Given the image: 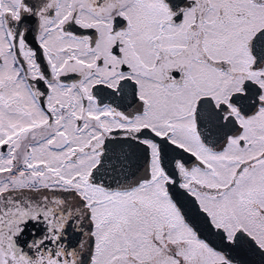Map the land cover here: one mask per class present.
I'll return each instance as SVG.
<instances>
[{
	"label": "flooded vegetation",
	"instance_id": "1",
	"mask_svg": "<svg viewBox=\"0 0 264 264\" xmlns=\"http://www.w3.org/2000/svg\"><path fill=\"white\" fill-rule=\"evenodd\" d=\"M0 31V264L264 251V0H0Z\"/></svg>",
	"mask_w": 264,
	"mask_h": 264
},
{
	"label": "water",
	"instance_id": "2",
	"mask_svg": "<svg viewBox=\"0 0 264 264\" xmlns=\"http://www.w3.org/2000/svg\"><path fill=\"white\" fill-rule=\"evenodd\" d=\"M93 178H95V181L98 179V173L97 170L93 171ZM103 184L112 186L113 181L112 179L107 176L101 181ZM172 200L175 203L176 207L179 210V213L183 216L185 222L187 224H190L192 229L195 231V233L198 236H203L206 239H209L210 236L206 234H200V221L201 217L199 215V212L197 211L196 203L194 202L193 198L191 197L190 201H184L180 198L179 195L175 193H171ZM213 245V244H212ZM215 246V245H214ZM220 253L224 255L226 259H228L233 264H264V251L260 248H252V247H234V249H223L220 250ZM263 261H262V260ZM221 264H226V261H223Z\"/></svg>",
	"mask_w": 264,
	"mask_h": 264
},
{
	"label": "rangeland",
	"instance_id": "3",
	"mask_svg": "<svg viewBox=\"0 0 264 264\" xmlns=\"http://www.w3.org/2000/svg\"><path fill=\"white\" fill-rule=\"evenodd\" d=\"M2 41H3V38H2V35H1V31H0V45H3V44L1 43ZM178 226H179V225L176 226V228H175L174 231L178 230ZM179 228H181V227L179 226ZM180 231H181V230H180Z\"/></svg>",
	"mask_w": 264,
	"mask_h": 264
}]
</instances>
